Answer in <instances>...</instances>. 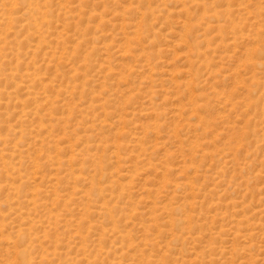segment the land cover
Listing matches in <instances>:
<instances>
[{
	"label": "rangeland",
	"instance_id": "374dc122",
	"mask_svg": "<svg viewBox=\"0 0 264 264\" xmlns=\"http://www.w3.org/2000/svg\"><path fill=\"white\" fill-rule=\"evenodd\" d=\"M0 264H264V0H0Z\"/></svg>",
	"mask_w": 264,
	"mask_h": 264
},
{
	"label": "bare ground",
	"instance_id": "6f19581e",
	"mask_svg": "<svg viewBox=\"0 0 264 264\" xmlns=\"http://www.w3.org/2000/svg\"><path fill=\"white\" fill-rule=\"evenodd\" d=\"M35 10V9H34ZM31 16V15H30ZM34 21L36 20V19H33ZM35 22H37V21H35ZM35 24V23H34ZM23 258L25 259V256H23ZM28 259V258H27Z\"/></svg>",
	"mask_w": 264,
	"mask_h": 264
}]
</instances>
